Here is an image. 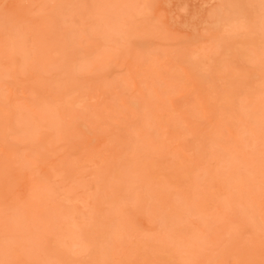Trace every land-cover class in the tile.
<instances>
[{
  "label": "rangeland",
  "instance_id": "obj_1",
  "mask_svg": "<svg viewBox=\"0 0 264 264\" xmlns=\"http://www.w3.org/2000/svg\"><path fill=\"white\" fill-rule=\"evenodd\" d=\"M0 264H264V0H0Z\"/></svg>",
  "mask_w": 264,
  "mask_h": 264
}]
</instances>
